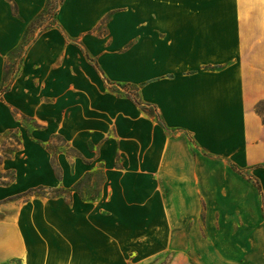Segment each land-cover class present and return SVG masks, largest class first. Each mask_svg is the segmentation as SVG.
Instances as JSON below:
<instances>
[{"label": "rangeland", "instance_id": "1", "mask_svg": "<svg viewBox=\"0 0 264 264\" xmlns=\"http://www.w3.org/2000/svg\"><path fill=\"white\" fill-rule=\"evenodd\" d=\"M151 2L170 7L164 17L167 30L153 33L152 47L116 59L109 55L105 68L112 78V67L143 73L138 80L203 70L223 78L230 65L233 74L240 72L241 55L231 37L239 29V0ZM5 3L0 0V87L9 48ZM99 6L82 9L84 25ZM179 9L183 17L171 16ZM196 12L214 14L207 30L191 21ZM55 33L28 51L19 72L15 63L5 68V83L14 82L0 99V182L10 183L15 171L17 176L7 188L0 185V199L38 186L47 193L40 197L64 198L68 194L60 187L73 186L74 207L38 206L37 196L23 205L22 199L0 204V230L27 239L14 252L0 248V264H23L29 258L32 264H257L256 255L264 252V212L256 187L261 182L264 189V161L238 165V183L225 170L233 163L230 158L208 159L192 142L195 164L170 162L173 128L165 129L140 110L123 89L110 91L80 47ZM217 93L222 95L223 87ZM260 108L264 115V100ZM53 133H61L80 153L61 147V178L43 146ZM179 150L182 157L185 151ZM214 169L215 175H208ZM183 175L192 176L184 181ZM241 209H258L260 218L251 220ZM241 222L248 224L243 230L237 229Z\"/></svg>", "mask_w": 264, "mask_h": 264}, {"label": "crops", "instance_id": "2", "mask_svg": "<svg viewBox=\"0 0 264 264\" xmlns=\"http://www.w3.org/2000/svg\"><path fill=\"white\" fill-rule=\"evenodd\" d=\"M9 1L12 5L7 0L4 5L5 20L8 23L6 27L9 29L6 33L9 35L6 47L9 48L4 56L2 87L7 84L5 68L8 64L15 63L19 72L28 51L32 47H39L48 36L56 35L55 32L58 30L64 42H72L74 46L80 47L84 57L102 75L105 86L110 91L120 94V90L123 89V94L140 110L158 121L165 129L175 130L172 129L174 135L168 139L170 162L174 161L175 165H178L181 160L188 165L195 164L190 147L192 142L207 153L208 159L219 161L221 157L230 158L233 163L227 164L229 169L225 167V170L238 183L241 181V177L235 172L239 171L238 165L247 166L264 161V115L256 108L257 104L264 100V0H239L241 4L239 29L231 36L238 45L235 47L236 52L241 55L237 64L240 66L238 74L231 72L230 65V68L225 70L223 78L213 71L203 70L187 76H168L159 80L148 78L138 80L143 73L135 69L123 73L119 68L112 67L117 78L114 79L107 73L105 65L109 55L116 59L117 54L129 55L138 52L141 47H152L153 33L165 31L169 25L165 22L167 18L164 20L167 9L170 8L166 3L155 5L151 0H57V8L51 13L50 6L55 0ZM94 3H100V6L93 15V21L89 25H84L82 9L87 4ZM174 15L183 17L185 14L179 9L172 11L171 16ZM213 20L214 14L211 12H196L191 18L197 27L202 26L206 30ZM104 24L106 29L101 30ZM14 27L17 29L15 33L12 32ZM93 47L101 49L96 50ZM208 59L202 61L211 62ZM117 62L119 63V58ZM137 81L139 83H135ZM9 82L10 89L14 80L11 79ZM219 87H223L222 95L217 93ZM145 105L147 109L143 108ZM18 139L20 145L22 141ZM55 140H59L58 145L54 144ZM92 144L93 141L88 140L87 148L91 149ZM43 146L52 154L51 165L60 178L63 175V168L58 159L62 152L61 147L74 150L72 154L75 156L80 154L61 133L51 134ZM182 148L185 152L180 157L179 149ZM215 172L216 169L208 172V175H215ZM14 175L10 183L0 182L2 188H7L15 181L16 171ZM183 176L185 181L192 175ZM79 181L81 179L77 183ZM260 185V190L258 186L256 188L261 195L260 211L263 213L264 189L261 182ZM40 187L42 186L29 187L25 191L2 198L0 204L22 199L23 205L32 200H29L31 196H37L33 200L38 206H54V209L74 207L73 202H70L75 191L72 189L73 186L60 187L68 194V197L64 196L65 199L57 196L58 194L53 198L40 197L47 194L45 190L40 195L23 196L30 189L38 190ZM211 193L209 189V197ZM175 209H180L179 203ZM241 212L251 220L260 218L258 209L251 211L241 209ZM246 226L247 223L241 222L240 228L237 229L243 230ZM262 236L257 234V237ZM0 238V248L5 252H14L17 247L23 248L27 240L23 233L9 237L2 230ZM254 260L257 264L264 262V252L261 250ZM23 264H32V260L29 258Z\"/></svg>", "mask_w": 264, "mask_h": 264}, {"label": "trees", "instance_id": "3", "mask_svg": "<svg viewBox=\"0 0 264 264\" xmlns=\"http://www.w3.org/2000/svg\"><path fill=\"white\" fill-rule=\"evenodd\" d=\"M57 4H58L57 0H55V2L52 1L51 6H50V12H51V13H54V12H55V10H56V8H57ZM50 18L53 19V17H50ZM53 20H54V19H53ZM53 20H52V21H53ZM9 85H10V82H8L7 84H5L3 87L0 88V99L2 98V94L8 90ZM139 103H140V102H139ZM260 103H261V102H259V103L257 104V106H256V108H257L258 111L261 110V108H260ZM143 108H144V109H147L148 107H147V105H145ZM239 170H240V169H239ZM10 179H12V177H10ZM2 183L6 184V183H8V182H2ZM257 186H258L259 189H261V187H260L259 184H257ZM42 193H43V191L30 189L29 191L25 192V193L23 194V196L28 197V196L33 195V194H34V195H40V194H42Z\"/></svg>", "mask_w": 264, "mask_h": 264}]
</instances>
